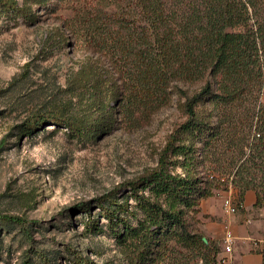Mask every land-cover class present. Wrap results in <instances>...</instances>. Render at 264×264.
<instances>
[{"label":"trees","instance_id":"obj_1","mask_svg":"<svg viewBox=\"0 0 264 264\" xmlns=\"http://www.w3.org/2000/svg\"><path fill=\"white\" fill-rule=\"evenodd\" d=\"M141 2L136 25L120 21L109 31L112 42L103 47L110 59L80 64L72 88L80 111L38 112L23 132L55 124L94 140L111 132L118 111L131 116L176 94L184 118L157 165L100 196L97 215L87 204L77 207L89 229L115 236L131 264H219L220 242L200 228L202 200L230 184L240 202L254 190L255 205L264 207V0ZM4 11L33 19L18 0H0ZM220 148L230 150L231 168L217 176L210 166ZM257 251L264 264V244ZM183 252L190 256L184 263L175 255ZM73 264L102 263L80 255Z\"/></svg>","mask_w":264,"mask_h":264},{"label":"rangeland","instance_id":"obj_2","mask_svg":"<svg viewBox=\"0 0 264 264\" xmlns=\"http://www.w3.org/2000/svg\"><path fill=\"white\" fill-rule=\"evenodd\" d=\"M18 2L30 7L33 19L0 14V145L6 142L0 148V214L21 221L0 220V264H49L44 256L51 264H73L80 255L96 263L131 264L115 236L106 228L89 229L88 214L77 206L87 204L97 215L100 196L157 165L168 135L184 118L178 96L143 105L131 116L118 111L111 132L94 140L74 138L55 124L32 134L23 128L38 112L80 111L72 89L80 64L90 57L108 61L103 46L112 42L109 31L120 21L136 25L143 3ZM221 148L210 166L217 176L231 168L230 150ZM229 187L217 190L228 195ZM217 203L222 212L223 198ZM185 252L175 254L182 263L189 261Z\"/></svg>","mask_w":264,"mask_h":264},{"label":"crops","instance_id":"obj_3","mask_svg":"<svg viewBox=\"0 0 264 264\" xmlns=\"http://www.w3.org/2000/svg\"><path fill=\"white\" fill-rule=\"evenodd\" d=\"M230 192H233L236 199L240 198L238 189L234 188ZM225 193L218 189L213 196L202 200L201 215H209L202 218V228L209 231V234L206 231V236L222 243L220 255L229 256L228 264H262V255L257 250L264 244V207L255 205L256 192L248 190L243 197V206L238 212L227 214L223 206L224 212H221L217 201L220 197L223 198ZM219 214L222 215L218 217V222H211V219ZM227 229L231 230L235 237L232 252L229 254L224 250Z\"/></svg>","mask_w":264,"mask_h":264},{"label":"built area","instance_id":"obj_4","mask_svg":"<svg viewBox=\"0 0 264 264\" xmlns=\"http://www.w3.org/2000/svg\"><path fill=\"white\" fill-rule=\"evenodd\" d=\"M225 178H223L224 180ZM231 191H233L234 187H232V185H230ZM223 209L225 211V213L227 214H235L236 212H238L242 206L243 203L240 202L239 199H236V197L232 194L229 193L228 195H225L223 197V203H222ZM234 235L232 233L231 230L227 229L226 230V235H225V252L226 253H231L232 252V246H233V242H234ZM230 261L229 256H221L220 255V260H219V264H228V262Z\"/></svg>","mask_w":264,"mask_h":264},{"label":"water","instance_id":"obj_5","mask_svg":"<svg viewBox=\"0 0 264 264\" xmlns=\"http://www.w3.org/2000/svg\"><path fill=\"white\" fill-rule=\"evenodd\" d=\"M204 240L207 242V238L206 237H204Z\"/></svg>","mask_w":264,"mask_h":264}]
</instances>
